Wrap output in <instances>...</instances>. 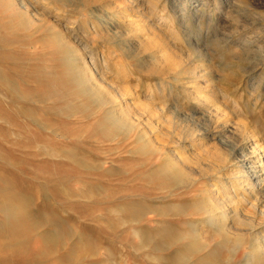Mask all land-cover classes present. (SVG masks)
Here are the masks:
<instances>
[{
	"label": "rangeland",
	"instance_id": "obj_1",
	"mask_svg": "<svg viewBox=\"0 0 264 264\" xmlns=\"http://www.w3.org/2000/svg\"><path fill=\"white\" fill-rule=\"evenodd\" d=\"M134 1L0 0V226L22 218L0 264H245L264 244V175L240 168L264 157V0Z\"/></svg>",
	"mask_w": 264,
	"mask_h": 264
},
{
	"label": "bare ground",
	"instance_id": "obj_2",
	"mask_svg": "<svg viewBox=\"0 0 264 264\" xmlns=\"http://www.w3.org/2000/svg\"><path fill=\"white\" fill-rule=\"evenodd\" d=\"M8 1H10L11 6L18 7L19 10H23L25 12L28 11V6H27L25 0H8ZM129 1H131V0H129ZM130 24L133 25L134 23H130ZM73 52L74 53H77L78 52V49L73 48ZM84 71L88 75L91 74V71H90L89 67L86 66V65H85ZM263 154H264V152H263ZM261 159L263 160V162H259L258 161V163H255L254 164L253 161H250L248 158H246V156H242V158L240 160V168L243 171L244 177H246V174L248 172L249 173H252V175H250L249 177H254V178H252L253 180H255L257 178L259 179V177H258L259 176V173H263V175H264V157L263 158H260L259 160H261ZM237 179H242V178L237 177ZM224 189H226V188H224ZM6 214H8V213H6ZM9 216H10V218H9ZM217 216H219V217H217ZM208 218H209V220L211 222H214L213 224H215V225L217 224L218 225L221 222H226L227 223L229 221V214L227 212H224V213H220V215H218V213H216L215 211H210L208 213ZM8 219H9V221L2 223L1 226H0V230L3 231V232H6V231H9V230L13 229L18 223H20L22 221V218L20 217V215L17 212H14V211L10 215H8ZM218 220H220V222ZM58 234H59L58 232L57 233L55 232V234H52L51 233L48 236V240L50 242H56V240L58 238H60L58 236ZM61 234H59V235L61 236ZM255 241L256 242H254L250 246V252L247 254L246 259L249 256H250V258L248 259V261H245L246 262L245 264H255L256 263L257 254H260V253L264 254V250H263L264 249V244L263 245L259 244V239L258 240H255Z\"/></svg>",
	"mask_w": 264,
	"mask_h": 264
}]
</instances>
